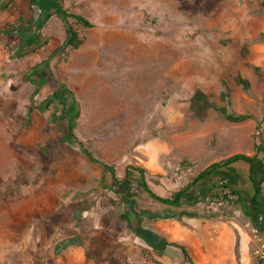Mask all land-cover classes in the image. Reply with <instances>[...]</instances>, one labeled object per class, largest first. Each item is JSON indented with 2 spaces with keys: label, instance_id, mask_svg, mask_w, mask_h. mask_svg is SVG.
Here are the masks:
<instances>
[{
  "label": "rangeland",
  "instance_id": "obj_1",
  "mask_svg": "<svg viewBox=\"0 0 264 264\" xmlns=\"http://www.w3.org/2000/svg\"><path fill=\"white\" fill-rule=\"evenodd\" d=\"M159 2L155 16L144 15L143 26L161 38V46L146 47L136 60L147 63L146 71L150 62L156 70L161 66L160 76L146 79L161 83V94L149 88L144 99L131 96L122 101V115L90 116L102 129L94 133L102 141L87 143L86 148L112 167L106 179L99 164H91L77 149L60 141L67 121L74 124L76 118L69 111L70 98L59 90L50 70L51 62L65 49L16 57L11 66L3 67L8 74L0 75V264H53L52 255L65 240L55 242L58 238L74 240L75 230L86 234L84 241L92 246H111L117 237L130 241L122 247L125 264H189L182 251L170 245L184 247L193 264H264L260 210L249 205L253 217H247L235 198L220 206L200 202L183 205L179 211L164 207L147 196L141 177L128 168L141 169L152 192L170 197L205 167L199 161L180 167L175 153L158 163L152 159L157 136H166L167 141L163 123L173 115L170 110L186 109L196 89L214 106L224 105L232 114L250 117L231 123L209 109L211 122L221 121V148L212 151L210 158L254 155L256 146L264 149V121L258 125L264 103V0ZM18 22L11 26L17 27ZM130 59L134 61V56ZM175 62L177 81L169 75ZM238 79L247 81L248 88ZM9 83L10 92H3ZM224 90L228 96L222 102L219 95ZM175 92L178 98L169 99ZM47 102L50 105L46 106ZM93 105L94 101L90 107ZM158 105L163 107L162 115L150 114ZM77 108L74 103L75 114ZM182 117L185 120V112ZM160 124V131L154 132ZM144 128L147 131L142 132ZM142 133L145 142L137 146L135 140ZM215 142L216 136L199 138L193 147L215 146ZM159 164L163 172L157 171ZM112 175L121 184L112 186ZM254 176L263 180L264 200V160L255 162ZM222 177H228L249 204L253 189L247 165L241 163L200 182L188 196L196 195L198 186L216 183ZM127 192L130 200L124 203L120 197ZM85 207L92 208L91 218H72L74 210ZM135 236L146 246L135 244ZM116 258L119 260L115 253Z\"/></svg>",
  "mask_w": 264,
  "mask_h": 264
},
{
  "label": "crops",
  "instance_id": "obj_2",
  "mask_svg": "<svg viewBox=\"0 0 264 264\" xmlns=\"http://www.w3.org/2000/svg\"><path fill=\"white\" fill-rule=\"evenodd\" d=\"M156 5H160V2L157 4V0H0V75L4 72L8 74L3 71V67L11 66L13 58L39 56L44 50L47 52L63 50L61 47L64 46L67 35L66 26L57 15L59 12L83 18L89 23V27H84L71 19L67 21L81 39V44L76 49L66 47L65 44V51L59 55L62 57L58 56L51 62L50 70L52 79L57 81V87L62 86L69 91L71 98L68 97L78 107L73 124L74 136L85 148L88 146L87 143L101 142L102 139L94 133L102 129L95 120L90 119V116L98 114L116 116L120 113L122 115V101L128 100L131 96L144 99V94L150 91L149 88L157 93L162 91L161 83L146 80L148 77L160 76L161 66L158 65L156 70L154 62H150L148 63L150 69L146 71L147 63L136 60L137 55L145 52L146 47L153 49L156 44L158 47L161 46V38L153 36L152 32H147L143 26L145 14L154 16L157 14ZM19 20L17 27L11 26ZM36 48L39 49L35 50ZM131 55L134 56V61L130 59ZM169 75L177 81L176 62L173 66L170 65ZM3 92H10V83ZM192 95L193 92L186 109L170 110L173 115L163 123L168 130V138L166 141L164 138L166 136H157L159 140L156 139L154 142L157 149L152 155L154 163L173 153L176 162L186 161L190 167L198 161L204 162L207 167L221 160L210 158L212 151L221 148V121L216 119V123H212L209 110L203 119L193 117L190 111ZM168 98L177 99V93L175 92L174 97ZM92 101L94 105L90 107ZM162 110V105L154 106L150 114L162 115ZM184 112L186 121L182 117ZM117 124L121 125L119 122ZM161 127L160 124L154 132L160 131ZM111 130L115 129L112 127ZM142 130L147 131L145 128ZM83 132H88L89 135ZM214 136L215 146L211 143L208 146L193 147V143L199 138L212 139ZM135 141L137 146L145 142V134L137 136ZM96 159L99 161L96 164L101 168L102 164H105L113 170L108 162ZM145 166L147 168L146 164ZM101 170L103 173V168ZM157 171L163 172L161 164L158 165ZM103 174V178L106 179L108 172ZM112 179V186L118 182L121 184L113 175ZM144 182L147 185V181ZM128 198L130 197L127 192L121 195L120 200L128 203L130 200ZM91 216L90 207L74 210L72 214L73 219L80 220H88ZM85 235L75 230L74 240L67 242L66 239L58 238L55 244L63 240L65 243H61L56 250L58 253L52 255L55 259L53 264H125L122 247L130 241H123L122 237H117L110 242L111 246H107L106 243L92 246L91 242L84 241ZM135 238V244H140L142 248L146 246L141 237ZM115 253L119 260L117 258L114 260Z\"/></svg>",
  "mask_w": 264,
  "mask_h": 264
},
{
  "label": "trees",
  "instance_id": "obj_3",
  "mask_svg": "<svg viewBox=\"0 0 264 264\" xmlns=\"http://www.w3.org/2000/svg\"><path fill=\"white\" fill-rule=\"evenodd\" d=\"M260 5L261 7H263V3H261ZM57 15L61 18L64 24L67 23L68 19H71L75 23H79L84 27L90 26L87 21H85L83 18L79 16L68 14L62 11L59 12ZM69 27H70V32H68L66 29L67 36H66V41L65 43H63V45L66 44V47L76 49L81 44V39L77 37L76 32L71 28V26ZM262 37L264 38V36ZM37 67H34L35 70ZM238 83L241 84L244 89L248 88L247 81L238 79ZM59 90L63 94H66L67 96L71 98L69 91L64 89L62 86H59ZM219 96H220L221 101L225 102L228 94L224 90L220 92ZM49 102H47L46 106L50 105L48 104ZM73 106H74V103L71 101V104H70L71 108L69 109L71 116L75 115ZM211 108H213L219 114V116L222 117L227 122L241 123L245 120L250 119V117L245 114L235 115V114L228 112V110L226 109L224 105L214 106L212 103H210V101L208 100V97L201 90L196 89L193 92V95L190 99V111H191L192 116L198 119H203L206 117L207 111ZM263 121H264V103H263V108H262V117L260 121H258V125ZM262 140L264 141V137H262ZM61 143L70 144V146L77 149L78 152H80V154H82L90 163H93V164L99 163V161L92 155V153L87 148H85L83 143L79 142L77 138L74 136L73 124L69 120L67 121V125H65L63 129V137L61 139ZM263 143H261V145H264ZM259 159L264 160V149H261L259 148V146H256L254 155H246V154L237 153L225 159H222L218 162L211 163L207 167H205L203 170H201L199 173H197L189 184L185 185L182 189L174 192L170 197H166V198L156 195L154 192H152L148 188V186L144 182L143 171L141 169L132 168V167H128V168L135 171L141 177L142 188L144 192L147 194V196L164 207L173 208L179 211L183 205H194L200 202L206 203V204L215 203L220 206L221 202L223 201L228 202L230 200L228 198H235L236 202L239 204L245 216L253 217V213L249 210V205H250L255 210H260L264 218V200L262 199V189H261V184L263 180L258 181L256 180L254 176L255 162H257V160ZM238 163L247 165V178L253 189V194L249 199V204L247 203L242 192L239 191L232 184V181L228 177H222L216 183H213V184H205V185L198 186V193L191 197L188 196L190 189L193 187H196L197 184H199L200 182L212 177L214 174H216L219 171H228L234 164H238ZM179 166L180 167H190V165L186 163V161H181L179 163ZM102 168L104 172L111 170V168L105 164H102ZM222 193L224 194L221 195ZM189 215L198 216V214H195V213H189ZM159 217L165 218L164 216H159ZM124 218L129 224L128 216L124 215ZM262 232L264 233V225L262 227ZM170 246L172 248L182 251L187 262L189 264H193L184 247H181L178 245H170ZM155 264H158V263L155 262Z\"/></svg>",
  "mask_w": 264,
  "mask_h": 264
},
{
  "label": "water",
  "instance_id": "obj_4",
  "mask_svg": "<svg viewBox=\"0 0 264 264\" xmlns=\"http://www.w3.org/2000/svg\"><path fill=\"white\" fill-rule=\"evenodd\" d=\"M66 25V29H67V31L68 32H70V27H69V25L66 23L65 24ZM65 48V45L63 46V47H61V49H64ZM56 52H58V51H56Z\"/></svg>",
  "mask_w": 264,
  "mask_h": 264
}]
</instances>
